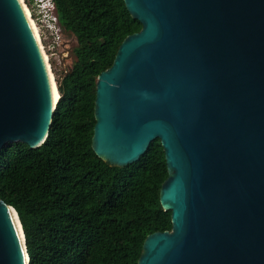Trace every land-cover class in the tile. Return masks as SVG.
I'll return each mask as SVG.
<instances>
[{
	"label": "water",
	"instance_id": "1",
	"mask_svg": "<svg viewBox=\"0 0 264 264\" xmlns=\"http://www.w3.org/2000/svg\"><path fill=\"white\" fill-rule=\"evenodd\" d=\"M124 1L142 29L97 79L92 145L113 166L163 145L173 227L138 264H264V0ZM58 102L20 1L0 0V153L40 147ZM29 260L0 199V264Z\"/></svg>",
	"mask_w": 264,
	"mask_h": 264
},
{
	"label": "trees",
	"instance_id": "2",
	"mask_svg": "<svg viewBox=\"0 0 264 264\" xmlns=\"http://www.w3.org/2000/svg\"><path fill=\"white\" fill-rule=\"evenodd\" d=\"M75 61L57 80L60 99L46 141L0 153V199L13 206L29 264H138L148 235L171 231L161 203L169 177L160 139L134 163L113 166L93 149L96 86L123 41L142 29L124 0H54Z\"/></svg>",
	"mask_w": 264,
	"mask_h": 264
},
{
	"label": "built area",
	"instance_id": "3",
	"mask_svg": "<svg viewBox=\"0 0 264 264\" xmlns=\"http://www.w3.org/2000/svg\"><path fill=\"white\" fill-rule=\"evenodd\" d=\"M33 2L34 6L30 9L32 17L38 26L42 23L41 26H43L45 33H47L43 37V39L47 38V45L43 43L41 36L44 49L47 54L58 57L61 54L59 51H61L65 39L61 30L62 28L59 25L60 22L56 14L54 0H33Z\"/></svg>",
	"mask_w": 264,
	"mask_h": 264
},
{
	"label": "rangeland",
	"instance_id": "4",
	"mask_svg": "<svg viewBox=\"0 0 264 264\" xmlns=\"http://www.w3.org/2000/svg\"><path fill=\"white\" fill-rule=\"evenodd\" d=\"M27 5L29 6V8L31 9L32 6H34V2L33 0H25ZM42 23H40V26H38L39 30H40V34L43 37H45V35L47 33H45V29L43 28V26H41ZM61 27V24H59ZM62 28V27H61ZM60 28V29H61ZM63 31V29H61ZM64 42H63V46L61 47V54H59V56H54V55H49V61H50V65L54 74V77L56 79V83L58 79H61L66 72L72 67L73 62L75 61V55H74V48L77 45L76 40L69 34L64 35ZM47 38L43 39V43L45 45H47ZM58 85V84H57Z\"/></svg>",
	"mask_w": 264,
	"mask_h": 264
},
{
	"label": "bare ground",
	"instance_id": "5",
	"mask_svg": "<svg viewBox=\"0 0 264 264\" xmlns=\"http://www.w3.org/2000/svg\"><path fill=\"white\" fill-rule=\"evenodd\" d=\"M19 1H20L21 5H22L24 11H25V14H26V16L28 18V21H29L30 25H31V28H32L33 33L35 35V38H36V40H37V42L39 44V47L41 49V52H42V55H43V58H44V61H45V64H46V67H47V70H48V74H49V79H50L53 99H54L55 102H57V100H59V98H60V94H59V91H58V85L56 83V79L54 77V74H53V71H52V68H51V65H50L49 56H48L47 52L44 49L38 25L36 24L34 18L32 17L31 10H30L29 6L27 5L26 1L25 0H19ZM13 216H14V218H15L18 226H19V223H18V220H17L15 212H13ZM19 228H20V226H19Z\"/></svg>",
	"mask_w": 264,
	"mask_h": 264
}]
</instances>
